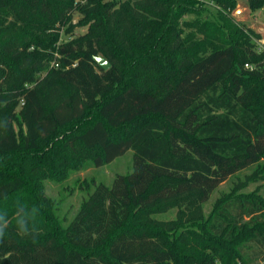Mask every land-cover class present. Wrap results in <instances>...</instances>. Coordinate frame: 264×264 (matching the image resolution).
<instances>
[{
    "label": "trees",
    "instance_id": "trees-1",
    "mask_svg": "<svg viewBox=\"0 0 264 264\" xmlns=\"http://www.w3.org/2000/svg\"><path fill=\"white\" fill-rule=\"evenodd\" d=\"M236 4L0 0V264H264V196L203 208L234 174L264 179V44ZM127 150L63 223L43 181Z\"/></svg>",
    "mask_w": 264,
    "mask_h": 264
},
{
    "label": "rangeland",
    "instance_id": "rangeland-1",
    "mask_svg": "<svg viewBox=\"0 0 264 264\" xmlns=\"http://www.w3.org/2000/svg\"><path fill=\"white\" fill-rule=\"evenodd\" d=\"M232 16L238 23L253 29L261 35V38L256 39L258 47L261 48L262 44H264V10L258 9L255 12H251L246 0H237V4L232 11ZM77 17L78 15L75 14L74 21H76ZM85 30L86 27L77 26L74 28V34L83 33ZM67 37L68 36L65 34L61 35L62 40ZM249 65L250 67L247 68H254L253 64ZM132 165L133 151L127 150L122 155L102 166H90L83 170L71 171L69 176L63 181L45 179L43 181L42 193L54 203L57 207L56 211L59 219L65 223L74 215L80 201L87 197L96 183L102 182L106 185H110L116 174L129 172L132 169ZM252 169L253 168L247 169L244 173L241 172L237 176L234 174L215 188L203 205L204 211L208 213L217 197L222 196L224 193H228L232 188L237 187V185V192H256L264 196V179H245V176L251 173ZM173 214L174 210H171L166 213L158 214L157 217L168 218L173 216ZM214 264H219V262Z\"/></svg>",
    "mask_w": 264,
    "mask_h": 264
},
{
    "label": "clouds",
    "instance_id": "clouds-1",
    "mask_svg": "<svg viewBox=\"0 0 264 264\" xmlns=\"http://www.w3.org/2000/svg\"><path fill=\"white\" fill-rule=\"evenodd\" d=\"M16 224L18 231L21 235L29 234L30 232L35 230L36 226L29 227L26 224H24L22 218L16 219ZM9 225V220L6 218V214H0V240H2L5 236V231Z\"/></svg>",
    "mask_w": 264,
    "mask_h": 264
},
{
    "label": "water",
    "instance_id": "water-1",
    "mask_svg": "<svg viewBox=\"0 0 264 264\" xmlns=\"http://www.w3.org/2000/svg\"><path fill=\"white\" fill-rule=\"evenodd\" d=\"M94 60L104 69L109 67V62L101 55L94 56Z\"/></svg>",
    "mask_w": 264,
    "mask_h": 264
},
{
    "label": "built area",
    "instance_id": "built-area-1",
    "mask_svg": "<svg viewBox=\"0 0 264 264\" xmlns=\"http://www.w3.org/2000/svg\"><path fill=\"white\" fill-rule=\"evenodd\" d=\"M245 66H246V67H250V65H249L248 63H247V64H245Z\"/></svg>",
    "mask_w": 264,
    "mask_h": 264
}]
</instances>
